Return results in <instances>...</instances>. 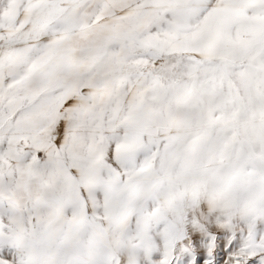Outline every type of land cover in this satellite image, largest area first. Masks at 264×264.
I'll return each instance as SVG.
<instances>
[{"label":"snow or ice","instance_id":"6c2138e0","mask_svg":"<svg viewBox=\"0 0 264 264\" xmlns=\"http://www.w3.org/2000/svg\"><path fill=\"white\" fill-rule=\"evenodd\" d=\"M0 264H264V0H0Z\"/></svg>","mask_w":264,"mask_h":264}]
</instances>
